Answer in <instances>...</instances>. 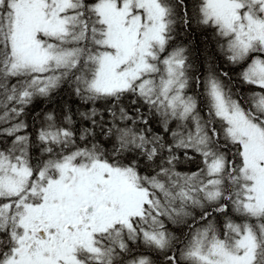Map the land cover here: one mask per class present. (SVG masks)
<instances>
[{
    "label": "snow or ice",
    "instance_id": "snow-or-ice-1",
    "mask_svg": "<svg viewBox=\"0 0 264 264\" xmlns=\"http://www.w3.org/2000/svg\"><path fill=\"white\" fill-rule=\"evenodd\" d=\"M0 264H264V0H0Z\"/></svg>",
    "mask_w": 264,
    "mask_h": 264
}]
</instances>
